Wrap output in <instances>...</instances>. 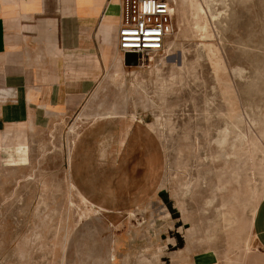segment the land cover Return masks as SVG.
<instances>
[{
    "label": "rangeland",
    "instance_id": "rangeland-1",
    "mask_svg": "<svg viewBox=\"0 0 264 264\" xmlns=\"http://www.w3.org/2000/svg\"><path fill=\"white\" fill-rule=\"evenodd\" d=\"M171 2L162 51L0 131V264H264V0Z\"/></svg>",
    "mask_w": 264,
    "mask_h": 264
},
{
    "label": "crops",
    "instance_id": "crops-1",
    "mask_svg": "<svg viewBox=\"0 0 264 264\" xmlns=\"http://www.w3.org/2000/svg\"><path fill=\"white\" fill-rule=\"evenodd\" d=\"M120 23L119 0H0V89L16 98L0 102V131L75 109L118 50ZM254 229L264 252V200Z\"/></svg>",
    "mask_w": 264,
    "mask_h": 264
},
{
    "label": "built area",
    "instance_id": "built-area-1",
    "mask_svg": "<svg viewBox=\"0 0 264 264\" xmlns=\"http://www.w3.org/2000/svg\"><path fill=\"white\" fill-rule=\"evenodd\" d=\"M121 23L117 49L125 56L136 54L145 59L164 49L173 30L171 0H119Z\"/></svg>",
    "mask_w": 264,
    "mask_h": 264
},
{
    "label": "water",
    "instance_id": "water-1",
    "mask_svg": "<svg viewBox=\"0 0 264 264\" xmlns=\"http://www.w3.org/2000/svg\"><path fill=\"white\" fill-rule=\"evenodd\" d=\"M137 55L136 54H127L126 56H125V63L126 64H129V63H134L135 65H136V63H137Z\"/></svg>",
    "mask_w": 264,
    "mask_h": 264
},
{
    "label": "bare ground",
    "instance_id": "bare-ground-1",
    "mask_svg": "<svg viewBox=\"0 0 264 264\" xmlns=\"http://www.w3.org/2000/svg\"><path fill=\"white\" fill-rule=\"evenodd\" d=\"M122 55V54H121ZM122 57H123V55H122Z\"/></svg>",
    "mask_w": 264,
    "mask_h": 264
}]
</instances>
